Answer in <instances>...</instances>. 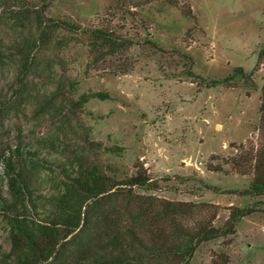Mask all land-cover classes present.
<instances>
[{"label": "rangeland", "instance_id": "obj_1", "mask_svg": "<svg viewBox=\"0 0 264 264\" xmlns=\"http://www.w3.org/2000/svg\"><path fill=\"white\" fill-rule=\"evenodd\" d=\"M81 29L133 45L96 59ZM263 88L264 0H0V171L8 157L23 166L30 221L52 217L47 200L64 187L63 167H112L119 183L140 168L159 189H134L133 199L199 205L216 228L233 209L255 210L233 235L200 244L189 264H224L221 255L264 264V196L241 194L264 154ZM94 93L108 99L82 102ZM119 188L89 211L95 222L125 207ZM9 220L0 208V255Z\"/></svg>", "mask_w": 264, "mask_h": 264}, {"label": "trees", "instance_id": "obj_2", "mask_svg": "<svg viewBox=\"0 0 264 264\" xmlns=\"http://www.w3.org/2000/svg\"><path fill=\"white\" fill-rule=\"evenodd\" d=\"M56 27L72 32L80 30L66 22H58ZM81 31L89 35L90 50L96 59L118 55L133 45L132 39L111 31ZM26 52L27 49L22 48L23 60ZM21 66L23 75L27 76L30 66L26 62ZM236 70L243 74L241 68ZM89 98L105 100L108 95L94 93L82 102ZM260 113L264 117V88ZM3 167L0 208L10 216V245L9 250L0 255V264H189L200 244L233 235L236 224L255 212L251 208L233 209L224 226L216 228L212 222L216 215L212 219L202 218L204 211L199 205L152 196L133 199L134 189H159L158 183L143 169H135L119 183L106 173H117L118 169L70 164L61 168L66 180L63 189H56L47 200L52 209L55 208V212L50 213L52 217L35 222L28 220L25 214L31 208L33 188L23 166L8 157ZM207 170L222 172L218 165H208ZM254 172L249 188L241 194L264 196V154L257 157ZM122 185L127 190L126 194L122 193L125 207L116 209L113 222H105L108 217L105 214L102 221L95 222L89 211L103 198L119 191ZM68 246L73 248L71 257L60 260L61 252H66ZM221 257L225 258L224 264L228 262L227 257Z\"/></svg>", "mask_w": 264, "mask_h": 264}]
</instances>
